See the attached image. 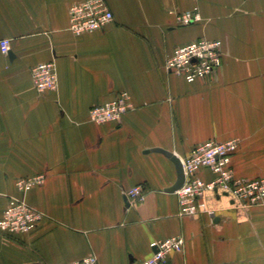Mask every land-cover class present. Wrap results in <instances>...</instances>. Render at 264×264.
Here are the masks:
<instances>
[{
	"label": "crops",
	"instance_id": "obj_1",
	"mask_svg": "<svg viewBox=\"0 0 264 264\" xmlns=\"http://www.w3.org/2000/svg\"><path fill=\"white\" fill-rule=\"evenodd\" d=\"M84 0H0V219L10 197L47 218L28 234H0V264H142L150 244L176 236L166 264H264V202L240 208L210 192L213 214L179 216L169 193L176 165L211 140L239 139L236 176L264 178V0H105L114 21L82 36L69 9ZM200 20L179 24L180 14ZM221 41L219 72L189 84L166 72L169 55ZM54 62L58 89L40 94L31 72ZM129 92L135 109L95 124L91 108ZM45 176L26 195L16 182ZM212 181L210 171L199 174ZM142 186L143 202L124 193Z\"/></svg>",
	"mask_w": 264,
	"mask_h": 264
},
{
	"label": "built area",
	"instance_id": "obj_2",
	"mask_svg": "<svg viewBox=\"0 0 264 264\" xmlns=\"http://www.w3.org/2000/svg\"><path fill=\"white\" fill-rule=\"evenodd\" d=\"M70 31L76 36L92 34L104 29L114 21V16L105 0H84L73 4L69 9ZM200 20L197 11L180 14L179 24L192 25ZM4 55L10 52V41L0 42ZM223 44L221 41L201 39L176 48L168 56L166 72L192 84L214 77L222 67ZM36 91L40 94L55 92L58 89V74L54 62L36 66L31 72ZM135 109L129 92H121L112 101L91 108L90 121L95 124L119 122L123 116ZM240 146L239 139L224 142L215 140L196 146L190 155L181 160L185 181L176 196L179 202V216L195 217L213 214L205 202L206 193L232 199L240 208L259 206L264 202V178L246 180L236 176L232 159ZM210 171L215 177L204 181L199 174ZM45 176H34L16 182L17 190L26 195L31 189L43 184ZM130 206L143 202L146 198L142 186H136L124 193ZM47 218L43 212L30 206L25 198L10 197L0 219V234H28L36 230ZM186 240L176 236L150 244L153 254L142 264H166L170 253H182ZM70 264H99L96 256Z\"/></svg>",
	"mask_w": 264,
	"mask_h": 264
},
{
	"label": "water",
	"instance_id": "obj_3",
	"mask_svg": "<svg viewBox=\"0 0 264 264\" xmlns=\"http://www.w3.org/2000/svg\"><path fill=\"white\" fill-rule=\"evenodd\" d=\"M153 152L162 153L163 155H165L167 158H169L176 165L177 181L171 188H169L167 190V192H169V193L176 192L178 189H180L183 186L184 181H185V176H184V171H183V166H182L181 160L177 156H175L174 154L167 152V151L153 150Z\"/></svg>",
	"mask_w": 264,
	"mask_h": 264
}]
</instances>
